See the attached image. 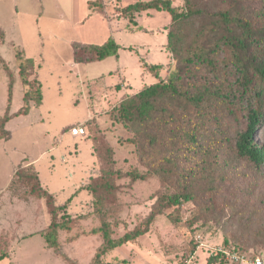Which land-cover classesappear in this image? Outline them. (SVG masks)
I'll return each instance as SVG.
<instances>
[{
  "label": "rangeland",
  "instance_id": "obj_1",
  "mask_svg": "<svg viewBox=\"0 0 264 264\" xmlns=\"http://www.w3.org/2000/svg\"><path fill=\"white\" fill-rule=\"evenodd\" d=\"M2 1L0 116L11 120L0 122V264H232L216 257L219 247L237 249L240 264H253L264 253V171L230 162L236 159L228 138L214 157L198 154L181 164L201 170L197 190L211 165L222 176L214 196L200 192L195 201L164 204L146 234L116 248L106 245L101 231L105 225L116 241L145 227L158 199L180 189L175 179L150 174L134 133L116 119L125 98L175 70L167 48L170 14L142 12L133 24L123 10L139 0ZM183 4L174 0V6ZM111 40L120 46L117 56L86 62L82 53L85 60L76 62L75 46ZM16 50L32 62L27 87ZM153 65L162 68L151 72ZM27 91L35 101L41 93L42 103L33 101L29 114L20 115ZM82 124L86 135L73 137L69 130ZM3 129L8 139H1ZM255 138L264 146V124ZM135 173L146 179L134 181ZM36 176L54 196L55 218L46 198L34 193ZM210 203L216 214L206 221L202 210ZM54 219L69 222V229L59 231L58 245L50 247L45 234Z\"/></svg>",
  "mask_w": 264,
  "mask_h": 264
},
{
  "label": "trees",
  "instance_id": "obj_2",
  "mask_svg": "<svg viewBox=\"0 0 264 264\" xmlns=\"http://www.w3.org/2000/svg\"><path fill=\"white\" fill-rule=\"evenodd\" d=\"M153 10L165 11L171 16L167 48L176 61V68L168 80L125 98L117 109L116 119L134 133L138 157L150 174L175 179L180 189L158 199L145 227L116 241L110 239L104 225L101 231L106 245L111 248L146 234L156 217L162 214L164 204L172 207L183 200L195 201L200 192L204 198L207 194L214 196L221 189L222 176L217 175L211 165L203 160L209 172L204 178V187L197 190L201 170L199 173L181 164L198 154L205 160L214 157L216 148L220 149L227 138L236 159L230 162L248 163L257 171H264V146L255 138L258 127L264 124V0H184L182 8L174 6V0H139L123 12L135 24L133 15ZM0 38L5 39L1 28ZM119 49L113 40L100 46L77 45L75 60L82 62L85 60L82 53H86V62L102 61L117 56ZM16 61L27 87V66H32V62L20 50H16ZM161 68V65H153L149 70L156 72ZM28 94L29 91L20 115L29 114L33 101L38 105L42 103L41 93L36 101ZM11 97L12 90L10 101ZM10 120L9 115L0 116L1 126ZM229 127H233V133L227 137L225 131ZM2 133L1 139L9 138L7 130L3 129ZM35 178L38 181L37 176ZM132 179L145 180L146 175L135 173ZM39 183L34 193L46 198L55 218L59 209L54 204V196ZM94 190L98 192L97 187ZM202 211L206 221L216 214L211 203L203 206ZM68 229L69 222L54 219L45 234L48 245L56 247L59 231ZM199 235L203 237V233H196L197 243ZM219 256L222 255H216Z\"/></svg>",
  "mask_w": 264,
  "mask_h": 264
},
{
  "label": "built area",
  "instance_id": "obj_3",
  "mask_svg": "<svg viewBox=\"0 0 264 264\" xmlns=\"http://www.w3.org/2000/svg\"><path fill=\"white\" fill-rule=\"evenodd\" d=\"M70 133L72 136L74 137H79V136H85L86 135V128L85 126L82 125H78V126H74L72 127L70 130ZM203 240V237L201 235L197 236V241L199 243H201V241ZM216 253L221 254L222 257H224V259L230 263H241L242 261H244V259L236 252L235 249H227V248H222L219 247L216 250ZM253 264H264V253L260 254L256 260L253 262Z\"/></svg>",
  "mask_w": 264,
  "mask_h": 264
},
{
  "label": "crops",
  "instance_id": "obj_4",
  "mask_svg": "<svg viewBox=\"0 0 264 264\" xmlns=\"http://www.w3.org/2000/svg\"><path fill=\"white\" fill-rule=\"evenodd\" d=\"M13 2H15V0H13ZM3 4V6H4V4H5V1H2V3H0V5H2ZM2 6V7H3ZM17 7V6H16ZM162 66V65H161ZM74 137V136H73ZM57 147H59V146H56V147H54L53 149L54 150H56L57 149ZM58 150H60V148H58Z\"/></svg>",
  "mask_w": 264,
  "mask_h": 264
}]
</instances>
